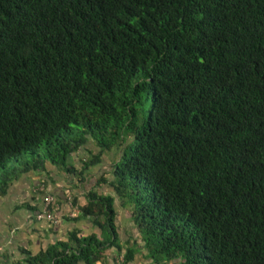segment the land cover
Wrapping results in <instances>:
<instances>
[{"label":"trees","instance_id":"trees-1","mask_svg":"<svg viewBox=\"0 0 264 264\" xmlns=\"http://www.w3.org/2000/svg\"><path fill=\"white\" fill-rule=\"evenodd\" d=\"M88 139L150 262L264 264V0H0V192ZM113 201L15 264H129Z\"/></svg>","mask_w":264,"mask_h":264},{"label":"crops","instance_id":"crops-1","mask_svg":"<svg viewBox=\"0 0 264 264\" xmlns=\"http://www.w3.org/2000/svg\"><path fill=\"white\" fill-rule=\"evenodd\" d=\"M92 146L88 139L80 149L67 155L66 165L71 166L74 172L66 171L45 160L41 168L28 167L19 172L4 191L0 192V264H15L23 259L24 251L35 254L55 241H65L68 233L72 231L79 237L90 233L99 234V230L92 224V216L81 215L79 212V206L85 203L89 189L101 194H111L109 187L100 181L101 177L110 178L109 167L106 168L107 172L106 169L101 170L102 166L109 164L103 161L104 154L90 170L86 168L78 173L83 161L98 152ZM104 157L107 159L105 155ZM70 174L74 177H70ZM41 184L43 191L40 192L38 186ZM43 192L52 194L54 198L58 216L56 224L36 221L32 217L33 212L40 206ZM116 219L117 213V227ZM127 227L133 229V226ZM125 240L126 237L123 242ZM105 259L107 264L109 260Z\"/></svg>","mask_w":264,"mask_h":264},{"label":"rangeland","instance_id":"rangeland-1","mask_svg":"<svg viewBox=\"0 0 264 264\" xmlns=\"http://www.w3.org/2000/svg\"><path fill=\"white\" fill-rule=\"evenodd\" d=\"M96 150H97V147H96ZM96 150L94 149V151H96ZM43 151H44L43 147L41 146L39 148L38 152L42 153ZM117 151H118V149L116 150L115 148H112V147L109 150H103V153L101 155L104 154L107 157V159L104 157V155H103L102 159L104 162H109V164L107 163V166L106 165L102 166L101 170H105L107 167H109L108 170H110V165L112 164V161H115L117 156H118ZM30 160H31V156L29 155V153L23 154L20 157H18L17 160L8 162L5 166V170L4 171H2L3 169L0 170V174H2L3 172H6L9 168H11L13 166H20L25 161H30ZM59 167H61V166H59ZM87 168H88V170H90L92 167L87 166ZM106 172H107V169H106ZM74 174L77 175L76 173H74ZM70 177H74V175L72 176L70 174ZM89 190H93L96 193H99L94 189H89ZM110 193L114 197L113 205H114V209L116 210V213H117V219L116 220H117V227H118V231H119V233H117L118 241L121 245H124L125 242H123V241H124V238L126 237V240H128V246L134 248L136 251V253L134 255V259L129 264H155L153 262H150L147 258H145V256H144L145 251L142 249L141 242H140L141 234L137 233L135 227L132 225V223L130 221L129 215H130V209L132 208V206L129 203H127L126 199L116 197L112 191H110ZM126 218L127 219L129 218L128 221ZM121 220H124V221L122 222ZM119 222H120V224H119ZM127 226H133V229H131V228L129 229ZM105 252H106L105 258H107L109 260L107 264H121L120 263L122 260L121 254H118V252L115 251L114 249H107ZM104 261L106 264L107 260L104 259ZM162 264H169V263L165 262Z\"/></svg>","mask_w":264,"mask_h":264},{"label":"built area","instance_id":"built-area-1","mask_svg":"<svg viewBox=\"0 0 264 264\" xmlns=\"http://www.w3.org/2000/svg\"><path fill=\"white\" fill-rule=\"evenodd\" d=\"M38 190L43 191V185L38 186ZM56 204L54 198L50 193H43L41 195L40 206L32 214V217L36 221H45L50 224H56L58 222V216L56 214Z\"/></svg>","mask_w":264,"mask_h":264}]
</instances>
